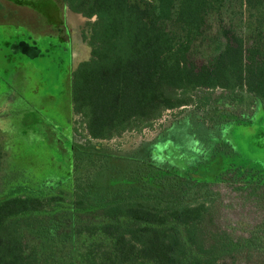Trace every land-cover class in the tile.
Returning <instances> with one entry per match:
<instances>
[{"label":"trees","instance_id":"obj_1","mask_svg":"<svg viewBox=\"0 0 264 264\" xmlns=\"http://www.w3.org/2000/svg\"><path fill=\"white\" fill-rule=\"evenodd\" d=\"M61 1L94 17L90 58L69 82L88 141L220 98L241 110L257 100L264 115V0ZM251 140L264 148V127ZM64 142L69 176L34 185L21 169L3 176L0 264H264L262 174L167 173L160 185L96 193L74 181L81 144L72 134ZM87 158L82 173L99 171Z\"/></svg>","mask_w":264,"mask_h":264},{"label":"rangeland","instance_id":"obj_2","mask_svg":"<svg viewBox=\"0 0 264 264\" xmlns=\"http://www.w3.org/2000/svg\"><path fill=\"white\" fill-rule=\"evenodd\" d=\"M93 19L69 10L61 0H0L2 193L8 187L3 185V176H14L19 169L33 179L32 185L42 177L69 176L73 164L64 138L70 134L81 144L74 149L75 161L81 165L74 171V181H86L84 185L96 193L138 182L160 185L159 179L167 173L199 172L211 178L245 170L264 176V148L251 140L257 129L264 127L257 100L252 110L237 109L221 98L204 109L187 104L164 110L140 129L123 131L109 140L88 141L82 119L70 108L68 74L90 58ZM18 37L33 41V46ZM14 39L16 43L7 45ZM67 39L73 57L61 79V65L54 58L33 59L37 53L34 43L37 41L41 49L54 48L55 44L67 52ZM208 46L205 41L203 47L211 49ZM12 50L22 56L17 58ZM87 157L95 160L99 171L90 167L82 173L80 167L89 165Z\"/></svg>","mask_w":264,"mask_h":264},{"label":"flooded vegetation","instance_id":"obj_3","mask_svg":"<svg viewBox=\"0 0 264 264\" xmlns=\"http://www.w3.org/2000/svg\"><path fill=\"white\" fill-rule=\"evenodd\" d=\"M65 29V34L67 35V29H66V27L64 28ZM58 31V30H57ZM29 33H27L26 34V37L25 38H27ZM23 40V42H25V43H27V45L30 47V46H33V44H32V42H28L27 40H25L24 39V37H18L17 38V40ZM70 39V38H69ZM17 40H12V42L10 43V42H8V44L7 45H12V44H14V43H16L17 42ZM33 40V39H32ZM70 41V40H69ZM66 44V47H68V51L67 52H63V51H60V50H58V48H56L57 46L54 44V46H52V47H54V48H51V49H47V48H44V49H41V47H40V45H38L37 44V41H35V43H34V46H35V48L37 49V53H36V55L34 56V58L33 59H35L36 61H39V60H45V57H47L48 59H51V58H54L55 59V62L56 63H58L59 62V64L61 65V67H60V70H61V72H60V75L58 76V78L59 77H61V79H63V77H64V75L66 74L65 72H66V67L68 66V64H70V61H71V55H72V57H73V53L71 52V45H70V42L68 43V39L67 40H65L64 41ZM2 45V44H1ZM10 45V46H11ZM12 53L13 54H16L17 55V58L18 57H21L22 55H20V54H18V53H15V52H13V50H12ZM24 56V55H23ZM51 57V58H50ZM26 58V57H25ZM6 59V58H5ZM27 59V58H26ZM33 59H31V60H33ZM28 60H30V59H28ZM0 61H4V59H1L0 58ZM78 65V64H77ZM50 67V69H51V71H52V67L51 66H49ZM77 67V66H76ZM72 72V71H71ZM71 72L68 74L69 75V77H70V75H71ZM56 74H57V72H56ZM69 80V82H70V78H68ZM71 108V107H70ZM60 133H61V131H60Z\"/></svg>","mask_w":264,"mask_h":264}]
</instances>
